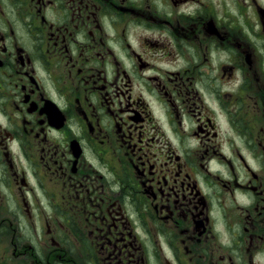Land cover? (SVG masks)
Segmentation results:
<instances>
[{"label":"flooded vegetation","instance_id":"flooded-vegetation-1","mask_svg":"<svg viewBox=\"0 0 264 264\" xmlns=\"http://www.w3.org/2000/svg\"><path fill=\"white\" fill-rule=\"evenodd\" d=\"M0 264H264V0H0Z\"/></svg>","mask_w":264,"mask_h":264}]
</instances>
